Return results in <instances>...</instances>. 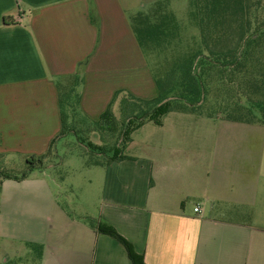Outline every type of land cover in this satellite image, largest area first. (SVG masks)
Instances as JSON below:
<instances>
[{"label": "crops", "instance_id": "0c3cea01", "mask_svg": "<svg viewBox=\"0 0 264 264\" xmlns=\"http://www.w3.org/2000/svg\"><path fill=\"white\" fill-rule=\"evenodd\" d=\"M156 1L0 0L3 160L47 152L61 128L58 78L81 73L80 108L94 121L117 90L154 97L129 18ZM192 116L171 112L136 129L123 147L131 159L99 166L92 212L60 206L44 171L3 180L0 235L20 239L8 227L28 216L40 224L21 227L31 231L24 242L41 246L38 264H132L92 219L114 227L144 264H264V125L211 118L217 125L198 128Z\"/></svg>", "mask_w": 264, "mask_h": 264}, {"label": "trees", "instance_id": "16d2710c", "mask_svg": "<svg viewBox=\"0 0 264 264\" xmlns=\"http://www.w3.org/2000/svg\"><path fill=\"white\" fill-rule=\"evenodd\" d=\"M168 2L158 0L146 12L129 18L143 55L175 53L176 47L181 45L176 19L168 11ZM189 2L190 16L198 27L197 42L180 48L181 53L173 56L163 74L151 73L154 97L141 98L124 89L117 90L94 121L80 108V90L84 82L81 73L56 79L61 125L58 135L50 141L44 155L26 157V167L20 173L3 168L4 160L0 156V185L3 180H23L35 170H42L55 155L57 140L68 133L74 134L80 145L98 156L90 161L91 165L107 166L131 159L123 155L131 132L147 122L160 125L162 118L171 112L264 125V0ZM90 19L96 22L93 9ZM167 98L171 100L162 103ZM96 133L101 134V142L90 140L98 138ZM87 222L97 233L114 238L132 264H144L142 255L136 253L132 244L114 227L92 219ZM32 246L39 256L41 246Z\"/></svg>", "mask_w": 264, "mask_h": 264}, {"label": "rangeland", "instance_id": "374dc122", "mask_svg": "<svg viewBox=\"0 0 264 264\" xmlns=\"http://www.w3.org/2000/svg\"><path fill=\"white\" fill-rule=\"evenodd\" d=\"M168 11L174 16L177 24V35L181 45L177 46V51L171 53L166 51L164 54H154L150 57L145 53L144 58L151 71L155 75L163 74L170 66L171 59L175 54L181 53L185 46H191L197 42L198 27L190 16L189 0H169L167 3ZM149 8L148 5L138 7L134 12H145ZM192 122L198 128L217 125L215 120L206 117H198L193 115ZM92 126L93 124L89 122ZM88 123L87 126H90ZM188 124V123H185ZM151 125V124H150ZM135 131V130H134ZM131 132L130 136L137 137L140 131ZM97 137H91L90 140L98 143L101 142L100 133H96ZM79 136V135H78ZM82 137V135H80ZM94 136V135H92ZM79 137V138H81ZM115 138H112V143ZM121 141V140H120ZM87 143V141H85ZM98 158L94 152L86 150L85 147L77 142L74 134H66L59 138L55 144V155L51 161L44 166L41 171L46 172L52 179V190L56 194L58 204L70 212L79 214L80 211L86 210L92 212L97 205L98 197L101 191L102 169L99 166L91 165L90 161ZM3 168L20 173L26 167L25 159L17 158L3 161ZM52 167H49L51 166ZM40 170H35L32 174H37ZM14 222L10 224L8 230L21 233L20 239L2 238L0 235V264H38V252L35 246L29 245L23 241L25 232H31L26 228L30 221L28 216H13ZM17 221V223H16ZM34 229L40 227L39 221L30 224ZM16 227V228H15ZM12 234V233H11Z\"/></svg>", "mask_w": 264, "mask_h": 264}, {"label": "built area", "instance_id": "2783aa9c", "mask_svg": "<svg viewBox=\"0 0 264 264\" xmlns=\"http://www.w3.org/2000/svg\"><path fill=\"white\" fill-rule=\"evenodd\" d=\"M195 212H200V209L198 207L194 208Z\"/></svg>", "mask_w": 264, "mask_h": 264}, {"label": "water", "instance_id": "95a60500", "mask_svg": "<svg viewBox=\"0 0 264 264\" xmlns=\"http://www.w3.org/2000/svg\"><path fill=\"white\" fill-rule=\"evenodd\" d=\"M169 100H171V98H167V99H165L164 101H162V103H165V102H167V101H169Z\"/></svg>", "mask_w": 264, "mask_h": 264}]
</instances>
